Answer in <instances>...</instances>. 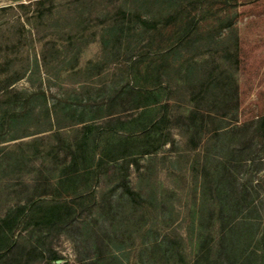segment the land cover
Segmentation results:
<instances>
[{
  "label": "rangeland",
  "instance_id": "obj_1",
  "mask_svg": "<svg viewBox=\"0 0 264 264\" xmlns=\"http://www.w3.org/2000/svg\"><path fill=\"white\" fill-rule=\"evenodd\" d=\"M52 254L264 264V0H0V264Z\"/></svg>",
  "mask_w": 264,
  "mask_h": 264
},
{
  "label": "trees",
  "instance_id": "obj_2",
  "mask_svg": "<svg viewBox=\"0 0 264 264\" xmlns=\"http://www.w3.org/2000/svg\"><path fill=\"white\" fill-rule=\"evenodd\" d=\"M166 111L164 109V106H161L160 109L153 114L152 116H149L148 120L145 121V123L141 124L142 127H150V128H155V127H161L166 120ZM108 127L102 126L101 124H85L82 129L81 136L79 138V141L76 144V150H80L82 147L87 146V145H97L99 142L100 136L104 134L106 131H108ZM192 145H196V140L192 138L190 140ZM126 192L128 195H130V198L134 199L133 197V191H131L129 188L126 189ZM58 257L56 254H52L49 259L47 260V264H66L65 262L59 263L56 261Z\"/></svg>",
  "mask_w": 264,
  "mask_h": 264
}]
</instances>
